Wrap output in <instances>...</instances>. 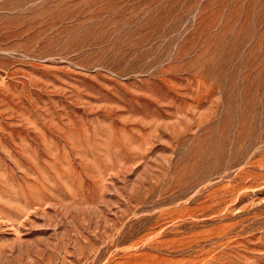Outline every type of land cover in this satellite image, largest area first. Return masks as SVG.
I'll use <instances>...</instances> for the list:
<instances>
[{"label":"rangeland","instance_id":"rangeland-1","mask_svg":"<svg viewBox=\"0 0 264 264\" xmlns=\"http://www.w3.org/2000/svg\"><path fill=\"white\" fill-rule=\"evenodd\" d=\"M0 264H264V0H0Z\"/></svg>","mask_w":264,"mask_h":264}]
</instances>
